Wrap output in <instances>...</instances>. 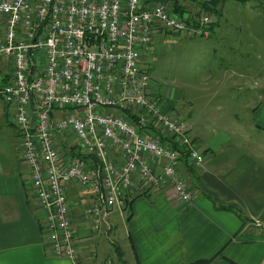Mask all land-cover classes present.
Masks as SVG:
<instances>
[{
  "label": "built area",
  "instance_id": "obj_1",
  "mask_svg": "<svg viewBox=\"0 0 264 264\" xmlns=\"http://www.w3.org/2000/svg\"><path fill=\"white\" fill-rule=\"evenodd\" d=\"M0 16V62L11 67L0 93L14 108L52 254L78 257L68 192L74 184L91 199L83 216L93 232L109 226L137 178L150 187L167 181L191 200L176 163L187 155L199 166L203 155L186 122L152 96L144 62L154 33L207 37L208 16L188 24L166 0H0Z\"/></svg>",
  "mask_w": 264,
  "mask_h": 264
},
{
  "label": "crops",
  "instance_id": "obj_2",
  "mask_svg": "<svg viewBox=\"0 0 264 264\" xmlns=\"http://www.w3.org/2000/svg\"><path fill=\"white\" fill-rule=\"evenodd\" d=\"M166 1L183 7L194 2ZM250 17L263 18L260 13ZM247 22L241 29L244 38L235 42L242 55L233 57L244 67L251 53V59L262 58L259 43L253 45L250 38L263 32L249 18ZM4 30V17L0 16V41ZM211 31L210 36L214 28ZM9 66L5 60L0 62L3 84L11 80ZM257 68L252 77L247 71L223 69L239 77L229 83L242 88L247 99L239 104L249 111L245 127L218 122V117H225L222 112L205 110L199 114L191 101L186 120L203 161L194 166L183 155L176 163L191 192L189 202L181 200L167 181L150 187L137 178L125 195V205L114 208L109 226L102 228L116 236L120 257L115 250L113 255L121 264H264V66ZM253 77L258 85L250 90ZM214 95L221 93L215 91ZM248 99L253 101L248 104ZM202 106L221 110L212 100ZM13 110L10 104H0V264H112L110 254L98 262L91 259L98 252L89 241L99 232L91 231L83 216V206L91 199L75 184L68 192L77 259L54 255L44 244L46 210L37 203L29 168L22 158L20 134L12 124Z\"/></svg>",
  "mask_w": 264,
  "mask_h": 264
},
{
  "label": "rangeland",
  "instance_id": "obj_3",
  "mask_svg": "<svg viewBox=\"0 0 264 264\" xmlns=\"http://www.w3.org/2000/svg\"><path fill=\"white\" fill-rule=\"evenodd\" d=\"M213 1L194 0L193 3H187L185 7L178 4L180 10L185 8L183 10L186 13L182 12L180 16H185L186 20L188 17H195L197 20L201 16L209 17L208 29L210 33L207 37L192 35L187 30L178 32L164 30L154 33L152 51L146 57L144 66L152 78V96L162 98L166 104L165 107L163 105V108H169L172 116L181 118L186 122V126H189L186 118L189 117L190 104L193 101V108H198L197 113H203L205 110L222 112L225 117L223 119L218 117V122H228L232 126L242 125L245 127L248 124L249 111L241 108L239 104H244L247 99L242 93L243 89L236 85L233 86L229 81L233 78L239 79L237 74H233L234 70L239 73V70L247 71L246 74L252 77L256 76L257 67L264 66V12L261 11L260 6L263 0H248L244 5L238 0H219L218 2L216 0L217 10L212 4ZM172 3L173 1L170 2V4ZM257 13L262 14L263 18L254 17L251 19L250 16H255ZM248 18L254 27L259 28L257 30L263 32L262 35H260L261 33L255 34L250 38L253 45L259 43L262 58L251 59L254 54L251 53L247 59L248 65L244 67V65L241 66L242 61L233 57L237 58L238 55H242L239 48L235 47V42L241 37L244 38V31L241 32V29L245 26ZM247 23L249 24V22ZM212 28H214V33L210 36ZM249 37L247 36V38ZM255 37L258 40H255ZM226 67L233 71L225 70L224 72L223 69ZM252 79V84L248 85L250 90L258 85V81L254 82L255 77L250 78V80ZM2 84L3 81L0 79V86ZM215 91L220 92L221 95L216 97ZM232 95L235 97L231 98ZM206 100H212L220 106L221 110H216L215 107H203ZM252 101L248 99V104ZM3 102L4 99L0 94V104L2 105ZM12 124L15 122L13 121ZM238 129L241 133L242 129ZM119 224L121 223L119 222ZM98 232L89 241V244H93L94 249L98 252L96 257L91 259L98 262L110 254L113 256L112 264H121L119 259L113 255L114 246L117 244L113 231L101 228Z\"/></svg>",
  "mask_w": 264,
  "mask_h": 264
},
{
  "label": "trees",
  "instance_id": "obj_4",
  "mask_svg": "<svg viewBox=\"0 0 264 264\" xmlns=\"http://www.w3.org/2000/svg\"><path fill=\"white\" fill-rule=\"evenodd\" d=\"M213 1V0H212ZM216 0H214L213 2H212V4H213V6L215 7V9L217 10V7H216V3L219 1V0H217V2H215ZM248 0H238V2H240V3H242V5H244L246 2H247ZM208 2H210V1H208ZM215 2V3H214ZM173 10H174V12L176 13V14H178V15H181V13L183 12L184 13V8H181V10H180V8H179V5L174 1L173 3ZM260 6H261V11H263L264 12V0L260 3ZM194 19V20H193ZM187 23L188 24H198V20H197V18L195 19V17L194 18H192V17H188L187 18ZM162 31H164V30H162ZM176 145H178L179 146V143H177V142H174ZM115 252L117 253V255L119 256L120 255V250H119V248H118V246L115 244ZM120 257V256H119ZM205 261H203L202 263H199V264H203Z\"/></svg>",
  "mask_w": 264,
  "mask_h": 264
},
{
  "label": "bare ground",
  "instance_id": "obj_5",
  "mask_svg": "<svg viewBox=\"0 0 264 264\" xmlns=\"http://www.w3.org/2000/svg\"><path fill=\"white\" fill-rule=\"evenodd\" d=\"M1 95H2V97H3V93H0ZM4 99V98H3Z\"/></svg>",
  "mask_w": 264,
  "mask_h": 264
}]
</instances>
